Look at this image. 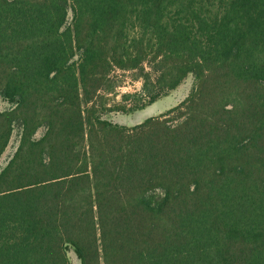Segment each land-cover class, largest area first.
Returning <instances> with one entry per match:
<instances>
[{
	"label": "trees",
	"instance_id": "trees-1",
	"mask_svg": "<svg viewBox=\"0 0 264 264\" xmlns=\"http://www.w3.org/2000/svg\"><path fill=\"white\" fill-rule=\"evenodd\" d=\"M0 264H264V0H0Z\"/></svg>",
	"mask_w": 264,
	"mask_h": 264
},
{
	"label": "rangeland",
	"instance_id": "rangeland-1",
	"mask_svg": "<svg viewBox=\"0 0 264 264\" xmlns=\"http://www.w3.org/2000/svg\"><path fill=\"white\" fill-rule=\"evenodd\" d=\"M113 77L116 84V88L111 94L107 96L108 103L111 106L123 102L125 100L124 99L125 96L127 95H132V99L138 98L141 95V91L143 88V81L137 76L136 72H116L114 73ZM191 88H192V79L189 78L178 89L173 91L168 97L158 101L153 106L149 108H145L144 110L136 113L135 115L114 113L112 114L111 117L112 119H114V121L120 124L127 126H134L135 124H137L138 116L147 110L154 108V110L157 111L153 116H157L159 114L166 112L170 108L176 106L189 95ZM16 146H17V137L16 135H14L10 143V146L8 147L3 157V161H2L3 164L12 156Z\"/></svg>",
	"mask_w": 264,
	"mask_h": 264
},
{
	"label": "water",
	"instance_id": "water-1",
	"mask_svg": "<svg viewBox=\"0 0 264 264\" xmlns=\"http://www.w3.org/2000/svg\"><path fill=\"white\" fill-rule=\"evenodd\" d=\"M157 103V102H156ZM154 103V104H156ZM154 104L148 106L147 108L153 106ZM155 109H156V106H155ZM157 110H154V108L150 109V110H147L145 112H143L142 114H140L137 118V124L135 125H138V124H141L142 122H144L146 119L148 118H151L153 117V115L156 113Z\"/></svg>",
	"mask_w": 264,
	"mask_h": 264
}]
</instances>
